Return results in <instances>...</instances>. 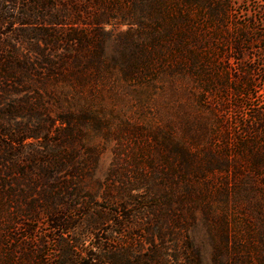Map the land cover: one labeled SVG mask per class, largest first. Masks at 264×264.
<instances>
[{
	"label": "rangeland",
	"instance_id": "rangeland-1",
	"mask_svg": "<svg viewBox=\"0 0 264 264\" xmlns=\"http://www.w3.org/2000/svg\"><path fill=\"white\" fill-rule=\"evenodd\" d=\"M195 2L186 10L187 17L171 27L170 37L162 38L156 28L168 25L166 15L157 12L152 24L160 20L163 24H150L154 31L135 30L145 34L146 42L158 36L155 44L161 55L155 54L149 71H142L146 76L134 88L119 89L116 96L102 92L103 102L98 105L105 118L102 133H83L80 139L95 150L93 170L89 163L86 170L49 168L48 174H38L41 158L32 159V152L21 162L16 158L28 149L42 150L43 140H26V149L15 146L4 157L19 163L18 171L0 174V264H77L97 256L99 250L107 253L132 246L147 252L149 244L139 240L144 237L141 230L118 227L122 217L130 218L138 207L123 209L125 203L115 193L118 185L113 181L148 170L152 152L146 132L159 121L175 124L178 133L187 127L200 150L197 168L207 163L229 165L225 172L207 173L198 180L177 178L173 186L176 192L189 186L199 193L184 199V212L175 208L173 213L194 219L185 234L198 252L199 264H214L203 202L232 219L250 263L264 264V166L254 168L255 158L264 161V0ZM174 4L164 9L168 16L177 17ZM104 30L121 32L127 27L110 24ZM240 37L246 41L234 49ZM178 45L184 48L180 60ZM108 46L110 51L111 41ZM175 63L182 66L180 71H173ZM245 85L244 96L237 95L236 90ZM54 139L47 137L52 144ZM80 161L77 158L75 163ZM112 168L122 175L112 177ZM46 195L53 198L51 208L58 207L52 213Z\"/></svg>",
	"mask_w": 264,
	"mask_h": 264
},
{
	"label": "trees",
	"instance_id": "trees-1",
	"mask_svg": "<svg viewBox=\"0 0 264 264\" xmlns=\"http://www.w3.org/2000/svg\"><path fill=\"white\" fill-rule=\"evenodd\" d=\"M174 1L178 5L177 17L168 16L164 10L176 6ZM124 3L128 5L126 10L122 8ZM194 3L195 0H0V139L9 140L0 142V174L18 171L19 162L12 164L10 158L4 157L15 146L26 149V140H43L42 150L28 149L24 151L26 155L22 152L16 157L21 162L32 152V159L41 158V164L36 166L38 174H48L49 168L58 172L86 170L89 163L93 170L97 164L96 157L92 159L95 150L80 139L83 133H102L105 118L98 106L103 102L102 92L116 96L119 89L134 88L146 76L142 71H149L155 54L161 55L155 44L160 40L158 36L146 42L145 34H136L135 30L154 31L155 26L149 25L157 14H165L168 25L163 30L159 25L156 28L162 38L170 37L171 27L187 17L186 10ZM110 24L126 26L127 30L105 31ZM245 41L240 37L234 49ZM176 48L180 50V60L184 48ZM181 67L175 63L173 71ZM246 86L236 94L244 96ZM53 127L58 131H52ZM146 133L152 152L148 170L113 182L118 185L115 193L125 203L123 209L138 207L136 213L130 212V218L122 217L118 227H137L144 233L140 242L148 243L149 250L141 253L133 246L107 253L99 250L97 256L80 259L77 264H199L198 252L185 234L194 219L173 214L175 208L184 212V199L199 193L187 184L181 192L173 186L177 178L198 180L207 173L228 169L229 165L207 163L197 168L200 150L186 126L178 133L175 124L159 121ZM51 135L55 136L53 144L47 140ZM77 158L82 161L75 163ZM255 162L256 169L264 166L262 158H255ZM110 174L114 178L122 175L114 168ZM46 196L52 213L58 207L51 208L53 198ZM200 207L212 235L214 264H251L232 219L216 212L210 203L203 202ZM138 221L142 224L137 225Z\"/></svg>",
	"mask_w": 264,
	"mask_h": 264
}]
</instances>
